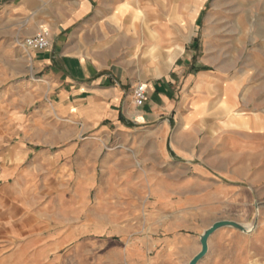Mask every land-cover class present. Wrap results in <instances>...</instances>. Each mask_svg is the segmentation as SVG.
Returning a JSON list of instances; mask_svg holds the SVG:
<instances>
[{
  "label": "rangeland",
  "instance_id": "obj_1",
  "mask_svg": "<svg viewBox=\"0 0 264 264\" xmlns=\"http://www.w3.org/2000/svg\"><path fill=\"white\" fill-rule=\"evenodd\" d=\"M202 1H192L196 11ZM7 3L0 0V11ZM139 4H150V0ZM159 4L163 8L173 4L175 15H183V0ZM158 16L161 20L166 14ZM184 18L188 35L180 38V30L175 29L173 48L191 37L197 38V45L190 47L195 52L186 49L173 68L191 57L193 64L198 63L199 74L205 71L224 80L217 89L214 83L204 89L213 106L220 103L229 113L237 98L238 110L247 117L254 111L263 114L264 0H204L198 13ZM5 23L0 21L1 29ZM5 35L0 30V39ZM22 43L13 45L14 62L6 59L8 46L0 45V96L16 106L35 97L26 90L27 68L18 61L20 53L24 54ZM187 73L186 69L177 80V102ZM194 105L196 115L202 107L199 102ZM209 112V118L222 115L219 108ZM26 113L34 116V126L25 134L22 125L0 123V264H189L194 255L186 251L193 244L189 233L200 241L218 220L244 225L257 222V227L262 222L264 184H258L247 190L245 205L226 209V218L220 219L223 216L216 214L214 205L192 206L194 220L210 226L201 231L190 227L184 229V236H173L166 229L172 214L156 209L146 186V178L153 175L145 172L154 160L149 148L144 147L136 157L131 142L118 136L111 140L110 136H71L81 132V126L63 121L58 128V115L52 108L46 116L56 123L44 127L39 126L44 113L31 109ZM5 115L0 112V117ZM202 127L208 131L201 136H207L218 126ZM258 143L263 145L264 140ZM73 145L76 150L67 155L65 150ZM257 227L252 233L227 227V235L217 241L212 235L208 255L199 264H261L251 240Z\"/></svg>",
  "mask_w": 264,
  "mask_h": 264
},
{
  "label": "crops",
  "instance_id": "obj_2",
  "mask_svg": "<svg viewBox=\"0 0 264 264\" xmlns=\"http://www.w3.org/2000/svg\"><path fill=\"white\" fill-rule=\"evenodd\" d=\"M162 1L143 5L140 0H8L0 11V21L6 22L0 28L6 33L0 45L8 46L7 61H15L11 50L16 42L41 29L49 31L52 46L44 51L20 47L24 54L20 53L18 61L27 68L26 90L35 97L16 106L1 95L0 112L6 115L0 123L22 125L25 134L34 126V116L27 117V110L44 113L39 123L44 127L56 123L46 116L52 108L58 115V128L63 121L81 126V132L71 136H110V140L118 136L131 142L136 157L149 148L154 160L145 172L153 175L146 178V186L156 209L173 216L167 219L166 229L181 237L184 229L201 231L210 226L194 220L192 206L214 205L216 214L223 216L220 219L226 218L223 214L229 206L246 204L251 186L264 184V144L258 143L264 140V113L254 111L247 117L238 110L237 98L229 113L219 102L213 106L204 89L207 83L217 89L224 80L205 71L199 74L198 63L193 64L191 57L173 68L186 49L195 52L190 47L197 45V38L191 37L173 48L175 29L180 30V38L187 37L184 17L198 13L204 0L197 11L193 0H183L182 16L175 15L173 4L160 7ZM127 2L131 7L122 12ZM158 13L166 16L158 20ZM166 47L171 48L160 50ZM186 69L185 88L177 102V80ZM139 83L147 86L142 106L133 102V89ZM196 102L202 109L195 115ZM218 108L222 115L209 118V111ZM204 124L218 127L201 136L208 131ZM75 150L73 145L65 153ZM226 229L214 233L216 241L227 235ZM189 235L193 244L186 251L195 256L201 250V245L197 248L200 241ZM251 240L264 264V216Z\"/></svg>",
  "mask_w": 264,
  "mask_h": 264
},
{
  "label": "built area",
  "instance_id": "obj_3",
  "mask_svg": "<svg viewBox=\"0 0 264 264\" xmlns=\"http://www.w3.org/2000/svg\"><path fill=\"white\" fill-rule=\"evenodd\" d=\"M26 51H44L51 46V38L47 29H41L35 35L27 37L22 43ZM133 100L137 106H142L147 100V86L139 83L133 89Z\"/></svg>",
  "mask_w": 264,
  "mask_h": 264
},
{
  "label": "water",
  "instance_id": "obj_4",
  "mask_svg": "<svg viewBox=\"0 0 264 264\" xmlns=\"http://www.w3.org/2000/svg\"><path fill=\"white\" fill-rule=\"evenodd\" d=\"M234 227L244 233H252L257 227V222L253 225H244L233 220H218L214 222L209 228H207L200 236L201 250L193 256L189 264H199V262L205 258L209 252V240L210 237L220 228Z\"/></svg>",
  "mask_w": 264,
  "mask_h": 264
},
{
  "label": "bare ground",
  "instance_id": "obj_5",
  "mask_svg": "<svg viewBox=\"0 0 264 264\" xmlns=\"http://www.w3.org/2000/svg\"><path fill=\"white\" fill-rule=\"evenodd\" d=\"M134 1L136 2V1H138V0H134ZM125 7H126L125 9H121V11L123 10L122 12L128 10V9L131 7V2H127ZM142 20H143V19H142ZM150 49L152 50L153 48H150ZM40 82H41V81H40ZM43 82H44V81H43ZM28 84L32 85V84H35V83H33V82H29ZM37 84H38V83H37ZM204 87H205V82L203 81V82L200 84V86H199V90L202 91ZM248 127H250V126H248ZM49 156H52V155H49ZM52 158H53V157H49V159H52Z\"/></svg>",
  "mask_w": 264,
  "mask_h": 264
}]
</instances>
